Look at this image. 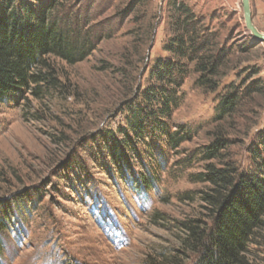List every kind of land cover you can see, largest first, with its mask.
I'll list each match as a JSON object with an SVG mask.
<instances>
[{
    "label": "rangeland",
    "instance_id": "obj_1",
    "mask_svg": "<svg viewBox=\"0 0 264 264\" xmlns=\"http://www.w3.org/2000/svg\"><path fill=\"white\" fill-rule=\"evenodd\" d=\"M166 1L58 0L62 12L81 17L96 48L76 63L48 57L43 72L53 83H32L0 99V211L8 212L0 264H193L199 258L183 223L212 224L200 196L208 184L198 177L207 163H220L204 160L203 151L220 135L227 139L226 161L239 165L254 131L264 128V42L247 29L242 0H185L222 40L228 37L230 68L215 92L190 72L171 124L172 130L185 125L192 138L166 151L155 183L142 191L137 176L148 160L137 155L122 166L99 144L123 123L127 102L146 85L148 64L165 54ZM251 4L264 32V0ZM254 85L257 90L240 94L232 115L217 120L223 94ZM243 255L245 264H264V225Z\"/></svg>",
    "mask_w": 264,
    "mask_h": 264
},
{
    "label": "trees",
    "instance_id": "obj_2",
    "mask_svg": "<svg viewBox=\"0 0 264 264\" xmlns=\"http://www.w3.org/2000/svg\"><path fill=\"white\" fill-rule=\"evenodd\" d=\"M145 1L150 4V0ZM166 2L165 54L148 64L146 85L127 102L123 123L115 131L104 133L99 144L122 166L130 165L137 155L148 160L146 170L137 176L142 191L155 183L154 172L166 164V151L178 150L192 138L185 125L172 130L171 124L190 72L197 74V85L215 92L233 54L225 44L228 37L222 40L211 20L195 12L185 0ZM80 24L81 17L62 12L58 0H0V99L22 93L32 83H53L50 72H43L50 66V56L76 63L91 55L96 46ZM152 35L151 45L154 31ZM257 88L254 85L243 93L223 94L217 120L235 112L240 94L249 95ZM253 134L245 146L246 160L239 165L226 161L222 152L227 139L220 135L203 151L204 160L220 163H207L198 177L199 182L208 184L200 196L212 224L201 219L183 223L188 241L200 253L193 264H245L243 254L256 228L264 225V128ZM6 209L0 211V228L6 225Z\"/></svg>",
    "mask_w": 264,
    "mask_h": 264
},
{
    "label": "water",
    "instance_id": "obj_3",
    "mask_svg": "<svg viewBox=\"0 0 264 264\" xmlns=\"http://www.w3.org/2000/svg\"><path fill=\"white\" fill-rule=\"evenodd\" d=\"M242 6L247 29L251 32L257 42H264V32L258 29L253 20L251 0H242Z\"/></svg>",
    "mask_w": 264,
    "mask_h": 264
}]
</instances>
